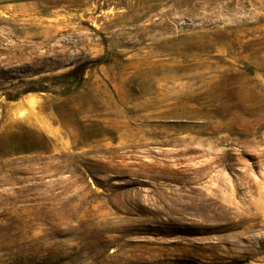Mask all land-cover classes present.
I'll return each mask as SVG.
<instances>
[{"label": "rangeland", "instance_id": "374dc122", "mask_svg": "<svg viewBox=\"0 0 264 264\" xmlns=\"http://www.w3.org/2000/svg\"><path fill=\"white\" fill-rule=\"evenodd\" d=\"M0 264H264V0H0Z\"/></svg>", "mask_w": 264, "mask_h": 264}, {"label": "trees", "instance_id": "16d2710c", "mask_svg": "<svg viewBox=\"0 0 264 264\" xmlns=\"http://www.w3.org/2000/svg\"><path fill=\"white\" fill-rule=\"evenodd\" d=\"M76 75L74 77H77V75H81L83 73V68L79 67L75 70Z\"/></svg>", "mask_w": 264, "mask_h": 264}]
</instances>
